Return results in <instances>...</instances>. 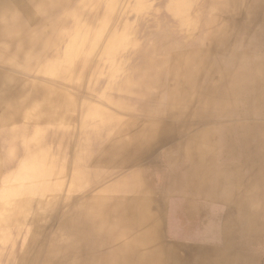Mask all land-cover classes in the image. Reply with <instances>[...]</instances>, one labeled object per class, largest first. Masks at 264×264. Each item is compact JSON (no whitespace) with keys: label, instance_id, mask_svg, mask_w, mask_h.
I'll return each instance as SVG.
<instances>
[{"label":"bare ground","instance_id":"1","mask_svg":"<svg viewBox=\"0 0 264 264\" xmlns=\"http://www.w3.org/2000/svg\"><path fill=\"white\" fill-rule=\"evenodd\" d=\"M122 1L0 0V264H264V0Z\"/></svg>","mask_w":264,"mask_h":264},{"label":"rangeland","instance_id":"2","mask_svg":"<svg viewBox=\"0 0 264 264\" xmlns=\"http://www.w3.org/2000/svg\"><path fill=\"white\" fill-rule=\"evenodd\" d=\"M127 5V3H126V1L125 0H123L122 2H121V4H120V6H118L117 7V13H120V10H121V8H123V7H125ZM154 6L156 7L157 6V2H155L154 3ZM263 11H264V8H263ZM261 21H263L262 23H261V25L259 26L260 27V30L263 28L264 29V19L263 20H261ZM260 30H259V33H260V36H261V32H260ZM262 38V37H261ZM261 38H260V40H261ZM264 50V49H263ZM176 200H178V199H176V198H170V199H168L167 200V202H166V205H167V209L168 210H170V206H172V204L176 201ZM168 223H169V220H167V228H168Z\"/></svg>","mask_w":264,"mask_h":264}]
</instances>
